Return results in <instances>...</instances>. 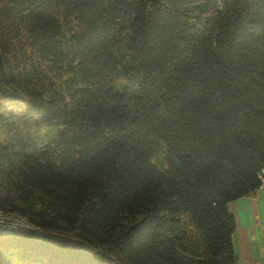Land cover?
Returning <instances> with one entry per match:
<instances>
[{
  "label": "trees",
  "instance_id": "1",
  "mask_svg": "<svg viewBox=\"0 0 264 264\" xmlns=\"http://www.w3.org/2000/svg\"><path fill=\"white\" fill-rule=\"evenodd\" d=\"M264 177V0H0V264H241Z\"/></svg>",
  "mask_w": 264,
  "mask_h": 264
},
{
  "label": "crops",
  "instance_id": "2",
  "mask_svg": "<svg viewBox=\"0 0 264 264\" xmlns=\"http://www.w3.org/2000/svg\"><path fill=\"white\" fill-rule=\"evenodd\" d=\"M236 219L234 245L241 264H264V183L229 204Z\"/></svg>",
  "mask_w": 264,
  "mask_h": 264
},
{
  "label": "built area",
  "instance_id": "3",
  "mask_svg": "<svg viewBox=\"0 0 264 264\" xmlns=\"http://www.w3.org/2000/svg\"><path fill=\"white\" fill-rule=\"evenodd\" d=\"M264 183V177L262 184ZM30 231L39 234L41 230L29 223L25 218L0 210V235L12 234L14 232Z\"/></svg>",
  "mask_w": 264,
  "mask_h": 264
}]
</instances>
